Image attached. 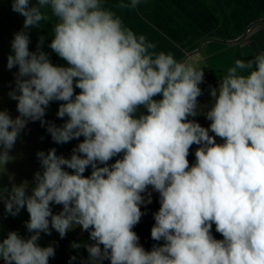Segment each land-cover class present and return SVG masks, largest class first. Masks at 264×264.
Listing matches in <instances>:
<instances>
[{
  "label": "clouds",
  "instance_id": "clouds-1",
  "mask_svg": "<svg viewBox=\"0 0 264 264\" xmlns=\"http://www.w3.org/2000/svg\"><path fill=\"white\" fill-rule=\"evenodd\" d=\"M12 11L23 17L7 58L18 69L9 92L18 115L0 110V168L30 121L56 144L83 139L67 158L55 148L36 153L42 171L30 193L28 181L0 186L5 212L26 209L30 233L0 239V261L49 264L55 249L39 245L41 233L64 238L80 227L92 241L83 245L89 264H264V51L236 59L210 87L205 128L189 119L200 111L204 68L157 51L104 0H12ZM53 20L48 47L67 66L51 62L44 37L29 49L26 30ZM53 101L60 126L44 119ZM149 186L160 203L151 238L163 243L147 251L133 229Z\"/></svg>",
  "mask_w": 264,
  "mask_h": 264
},
{
  "label": "crops",
  "instance_id": "crops-1",
  "mask_svg": "<svg viewBox=\"0 0 264 264\" xmlns=\"http://www.w3.org/2000/svg\"><path fill=\"white\" fill-rule=\"evenodd\" d=\"M144 1V0H143ZM150 4V7H145V12H159L168 16L174 23L181 24L183 30L187 27L184 25V22H189V24H196L192 25L191 29H195L200 27L204 28V24L206 22V27L209 26L210 18H208V13L211 15H216L214 18L216 20L217 25L220 26V19L218 15H223L225 24L228 25L227 29H238L241 30L237 32L239 35L235 37L234 40L224 41L223 39H214L204 42L196 48L193 52L188 53L185 57V49H180L178 40L173 38H165L162 35L159 39L156 40V50L157 51H165L172 53L177 60L180 61H189L190 57L195 53H203L205 55V60L209 65L210 72L204 76V79L212 75L217 84L219 78L226 74L227 68L232 66L236 59L246 58L249 56H255L256 50L259 52L264 51V26H259L255 28L245 39L240 40L241 37L244 36L243 33L244 29L241 27L240 24L232 25L236 23V14H245L247 15L248 11L250 12L251 8L254 11L253 4H242V1L238 0H147ZM245 1V0H244ZM34 2V0H33ZM247 6V7H244ZM209 7L212 9L209 10ZM151 13V12H150ZM250 14V13H249ZM213 18V16H211ZM246 19V18H245ZM240 20H242L240 18ZM146 21L143 20L141 23H145ZM54 20L51 22H42L39 28H30L27 29V33L30 38L29 49L30 51L37 50V44L39 42L40 37H44V42L42 45V50L47 52L51 62L55 65L60 66H67L66 61L59 58L52 50L48 47L51 42V30L53 27ZM140 22L137 24L140 28ZM151 23V22H150ZM172 23V21H171ZM240 23V22H239ZM151 27L152 29H157L153 27L149 23H145ZM156 24V23H155ZM147 27V26H146ZM145 27V28H146ZM160 28V27H159ZM247 28V27H246ZM23 29V17H21L18 13L12 11V0H0V110H7L9 114L15 118L18 113L16 111V101H13L9 98V92L15 88V73L17 72V68H13L9 70L7 68V58L10 54H12L11 50V41L14 38V34L21 31ZM246 30V29H245ZM233 31V30H231ZM230 37L231 34L226 35ZM223 40V41H221ZM149 41H153L150 40ZM164 41V44H163ZM232 42V43H230ZM172 43L174 45H172ZM246 44L247 51L246 53L243 52V45ZM164 45V46H163ZM165 46V49H163ZM202 89V95L198 98V100H202V98H206L208 95L207 87L208 85H200ZM77 93H79V89H75ZM156 99H160V97H156ZM208 100V99H206ZM60 102L53 101L50 103L48 108L46 109V115L44 119L49 121L57 126H60L64 123V120L57 117V111ZM146 113V109L143 107L138 110V114ZM202 117H206L205 114ZM191 118V117H189ZM34 122H29L27 125H33ZM35 125L40 137V142H43L44 151H48L49 149L53 148L52 146V139L50 133L47 132V126H42L40 121H35ZM27 127L23 130V133L20 135V139L18 138L13 149L9 153L10 156L14 157V159L5 166V169H17L18 166L21 165V169H33V165H27V162L30 161L28 158V148L27 143L31 144L32 137L28 136ZM83 137L79 138L81 141ZM25 142L24 147H18V142ZM77 141L74 139L66 144H60L56 148V151L59 155H63L64 157H70L72 154V150L74 146L71 145V142ZM57 146V145H56ZM31 162V161H30ZM3 169V168H1ZM145 204V203H144ZM143 204V205H144ZM142 205V206H143ZM140 206V207H142Z\"/></svg>",
  "mask_w": 264,
  "mask_h": 264
},
{
  "label": "rangeland",
  "instance_id": "rangeland-1",
  "mask_svg": "<svg viewBox=\"0 0 264 264\" xmlns=\"http://www.w3.org/2000/svg\"><path fill=\"white\" fill-rule=\"evenodd\" d=\"M238 1H242V0H238ZM104 3L107 7L111 8L119 16H121L126 26L132 28L137 34L145 35L148 38V40L149 39L153 40L151 42L154 44L156 43V40L159 39L161 35L162 37H165V38H169V39L173 38V42H174V39L178 40V43L180 44L179 48L185 49L186 51L185 57L187 56L188 53H191L196 48H199V46H201V44L204 42H207L209 40H214L217 38L223 39L224 41H229V40L231 41V40H234L237 35H239L237 32L241 31L238 29H227L228 25L225 24L223 18H221L223 15H218L220 22H221L220 26L217 25L218 22H216L214 18L216 15H212V14L210 15L208 13V18H210L211 20H209V23H207V25H209L207 27L205 25L206 24L205 22L204 24L205 29H202L200 26L195 29L192 28L191 30L189 28H191L192 25H196V24H189V22H186V23L184 22V25L187 28L183 30L180 23L178 24L174 23L173 20H171L165 14L159 13L157 11L156 12L150 11L151 13L145 12L144 11L145 7H150V4L148 3L147 0H144V1L141 0V3L136 8L120 7L121 4H130V0H104ZM242 4H247V5L253 4L254 11L251 12L252 11V8H251L250 12L248 11L247 15L243 14V12L241 15L236 14L235 17L237 21H235L236 22L235 24L233 21L232 25L240 24L241 27L244 29L243 33H245L248 29L253 31L255 28L259 26H262V25L264 26V0H245V1L243 0ZM244 7H247V6H244ZM211 9L212 8L209 7V10ZM211 16H213V18ZM240 18L242 20H240ZM143 20L146 21L145 23H149L157 29L149 28L151 26L145 23H141L143 22ZM138 22L141 23L140 28H139V25L137 24ZM236 33L237 35H234ZM229 34H231V36L227 37L226 35H229ZM245 37H247L246 34H245ZM163 44H164V41H163ZM172 45L174 44L172 43ZM166 47L168 46H165L163 49H165ZM242 47H243V52L246 53L247 51L246 44H244ZM256 53L258 54L259 51L256 50ZM204 57L205 55L203 53H195L189 58L190 60L188 62L193 63L197 65L198 67L204 68L203 70H204V76H205L206 74L210 72V70H209V65ZM198 101H199L200 111L195 117H191L189 119H194L202 127L208 128L211 122L207 120L206 117H202V115L206 114V112L210 108L212 97L210 96V93H208L206 98H202V100L199 99ZM27 126H28L27 134L28 136L32 137L31 144L27 143V148L29 149L28 158L31 161V162L28 161L27 165L32 164L33 169H21V165L18 166L17 169H5V171L0 168V186L10 189L13 184L19 185L23 181H28L29 182L28 192L30 193L31 188L33 187L34 173L37 171H42V169L40 168V163L36 157V153L39 151H44L45 148H43L44 147L43 142H40V139L38 138L40 136L38 134L35 122L33 123L32 126L31 125L30 126L27 125ZM79 142L80 140L73 141L71 142V145L74 146L75 148ZM24 145H25V142H21V141L18 142L19 151H20V147L22 146L24 147ZM58 145L60 144H56L54 142L52 143V146L55 149L58 147ZM192 146L194 147L198 145L194 144ZM57 155L59 154L57 153ZM118 158L120 157H114L109 163H114L115 160ZM90 174H91V168L89 167L85 171L84 175L89 176ZM149 194H150V198H154V197L159 198V193L155 192L151 188V186H149L147 192L142 194L144 196L145 203L149 199ZM61 209H62V206L60 205H52L53 213H58L59 211H61ZM28 219H29V216H28L26 209H22L21 212L17 216L13 217L5 212L4 205L2 202H0V239L6 238L8 232L10 231H16L22 237L27 238L30 235V233L27 232L26 227H25V222ZM78 228L80 227H75L74 229L70 230L64 238H61L55 230L51 231V235L41 233V237L38 243L42 247H47L51 245L54 247V249H56L62 243H65L66 238L70 237L71 233Z\"/></svg>",
  "mask_w": 264,
  "mask_h": 264
},
{
  "label": "trees",
  "instance_id": "trees-1",
  "mask_svg": "<svg viewBox=\"0 0 264 264\" xmlns=\"http://www.w3.org/2000/svg\"><path fill=\"white\" fill-rule=\"evenodd\" d=\"M254 58V56H249L246 58H240L245 61ZM210 83L207 87L208 93H210V87H215L217 82L212 75L208 77ZM210 135L214 133L209 132ZM217 143H223V140L216 137ZM198 146H192L189 150V155L187 159L189 160L190 166L195 163V151ZM160 208L159 198H151V203H145L141 207V211L144 215L141 217L140 222L134 227L133 231L139 236V243L145 248V250L150 251L154 245L162 244L163 241H154L151 238V228L153 227L154 213H156ZM212 235L215 239H223L222 235L216 232L215 225L213 224L211 229ZM65 243H62L59 247L55 249V256L49 259V264H89L88 253L83 247L84 244H90L92 241L89 238V233L83 231L81 228L74 230L70 237H67ZM75 244L81 245L79 248L74 247ZM102 264H110V261L105 260Z\"/></svg>",
  "mask_w": 264,
  "mask_h": 264
},
{
  "label": "built area",
  "instance_id": "built-area-1",
  "mask_svg": "<svg viewBox=\"0 0 264 264\" xmlns=\"http://www.w3.org/2000/svg\"><path fill=\"white\" fill-rule=\"evenodd\" d=\"M250 33H251V30H250V29H248V30L245 32L246 35H249ZM245 34H244L243 37L240 38V40L245 39ZM209 83H210L209 79L205 78V79H204V82H203V85H209Z\"/></svg>",
  "mask_w": 264,
  "mask_h": 264
},
{
  "label": "water",
  "instance_id": "water-1",
  "mask_svg": "<svg viewBox=\"0 0 264 264\" xmlns=\"http://www.w3.org/2000/svg\"><path fill=\"white\" fill-rule=\"evenodd\" d=\"M0 264H3V261H0Z\"/></svg>",
  "mask_w": 264,
  "mask_h": 264
}]
</instances>
